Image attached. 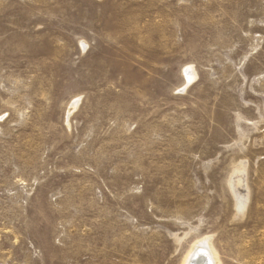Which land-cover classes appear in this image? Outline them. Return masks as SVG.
<instances>
[{"label":"rangeland","instance_id":"obj_1","mask_svg":"<svg viewBox=\"0 0 264 264\" xmlns=\"http://www.w3.org/2000/svg\"><path fill=\"white\" fill-rule=\"evenodd\" d=\"M202 239L264 264V0H0V264Z\"/></svg>","mask_w":264,"mask_h":264},{"label":"bare ground","instance_id":"obj_2","mask_svg":"<svg viewBox=\"0 0 264 264\" xmlns=\"http://www.w3.org/2000/svg\"><path fill=\"white\" fill-rule=\"evenodd\" d=\"M189 80V79H188ZM237 178V177H236ZM241 197V196H240ZM240 197L237 200L240 202ZM184 264H218L207 239L199 240L191 249Z\"/></svg>","mask_w":264,"mask_h":264}]
</instances>
